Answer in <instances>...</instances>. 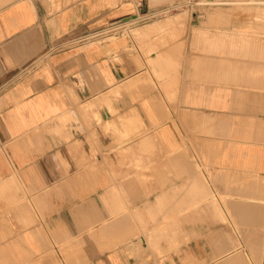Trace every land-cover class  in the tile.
<instances>
[{
  "label": "crops",
  "instance_id": "obj_1",
  "mask_svg": "<svg viewBox=\"0 0 264 264\" xmlns=\"http://www.w3.org/2000/svg\"><path fill=\"white\" fill-rule=\"evenodd\" d=\"M182 1L0 0V264H264V47L105 33Z\"/></svg>",
  "mask_w": 264,
  "mask_h": 264
},
{
  "label": "rangeland",
  "instance_id": "obj_2",
  "mask_svg": "<svg viewBox=\"0 0 264 264\" xmlns=\"http://www.w3.org/2000/svg\"><path fill=\"white\" fill-rule=\"evenodd\" d=\"M187 1V0H185ZM197 4V9H201V13L207 17H214L218 21V29H225V32H219V35L229 39L230 36H243L248 39L251 45L261 44L264 47V0H212L218 2L213 5H208L205 0H194ZM262 2V3H261ZM233 3V4H231ZM261 3V4H260ZM203 6H210L203 8ZM202 7V8H200ZM189 8H184L186 10ZM176 13L182 17L186 16V12L181 11ZM219 14L220 17L214 15ZM231 28V29H229ZM237 41V40H236ZM239 43V42H238ZM217 55L208 57L210 60H243L246 63L252 62L249 58L233 57L229 54L227 47L221 50L204 51L203 53ZM234 88L239 92H248L251 106L254 105L255 113L264 118V90L254 88L243 83H234ZM261 106V107H260Z\"/></svg>",
  "mask_w": 264,
  "mask_h": 264
},
{
  "label": "built area",
  "instance_id": "obj_3",
  "mask_svg": "<svg viewBox=\"0 0 264 264\" xmlns=\"http://www.w3.org/2000/svg\"><path fill=\"white\" fill-rule=\"evenodd\" d=\"M190 6H196L197 7V4L195 1L192 2L190 0L178 2L176 4H172V5H169L165 8H161L157 11L151 12L149 14H145V15H141V16L140 15L135 16L125 26H120V27L116 26L114 28H111L109 31H107L105 33L108 34L111 31L115 32L116 30L121 29V28L128 30L131 27L135 26L136 24L138 25V24L147 23V22H150V21H153L156 19L166 18V17H169L174 13L180 12V10H182L184 8H188ZM73 43L79 44L81 42L80 41L71 42V44H73Z\"/></svg>",
  "mask_w": 264,
  "mask_h": 264
}]
</instances>
